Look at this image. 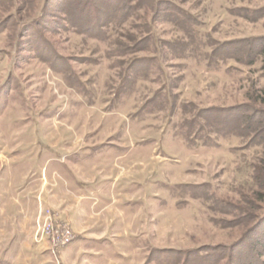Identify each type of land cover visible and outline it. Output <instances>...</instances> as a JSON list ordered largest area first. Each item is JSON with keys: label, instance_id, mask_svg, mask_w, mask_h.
Returning a JSON list of instances; mask_svg holds the SVG:
<instances>
[{"label": "rangeland", "instance_id": "374dc122", "mask_svg": "<svg viewBox=\"0 0 264 264\" xmlns=\"http://www.w3.org/2000/svg\"><path fill=\"white\" fill-rule=\"evenodd\" d=\"M263 89L264 0H0V264L254 261Z\"/></svg>", "mask_w": 264, "mask_h": 264}, {"label": "built area", "instance_id": "2783aa9c", "mask_svg": "<svg viewBox=\"0 0 264 264\" xmlns=\"http://www.w3.org/2000/svg\"><path fill=\"white\" fill-rule=\"evenodd\" d=\"M48 216H46V219ZM73 240L74 235L66 224L53 226L50 222L47 225H42L40 233H37L34 238L38 245H47L55 256L59 250L68 247Z\"/></svg>", "mask_w": 264, "mask_h": 264}, {"label": "trees", "instance_id": "16d2710c", "mask_svg": "<svg viewBox=\"0 0 264 264\" xmlns=\"http://www.w3.org/2000/svg\"><path fill=\"white\" fill-rule=\"evenodd\" d=\"M123 2V1H122ZM121 2V3H122ZM125 2V1H124ZM120 3V4H121ZM119 6V5H118ZM122 7H126V5L124 4V5H121ZM122 12H123V10H122ZM122 12L121 11H118V12H116V13H121L122 14ZM121 16V15H120ZM113 16H110V18H112ZM118 18H116V17H114L113 19L114 20H121L120 18L121 17H119V16H117ZM107 20H109V19H107ZM122 21H120V22H115V21H109L107 24H114V25H117V24H119V23H121ZM107 24L105 25V26H103L102 28H105L106 26H107ZM213 56V55H212ZM211 57V56H210ZM261 92V95L263 96V98H264V89L262 90V91H260ZM247 123V122H246ZM214 124H216V123H213L212 125L211 124H209V125H211V126H213ZM247 124H249V123H247ZM259 124H261L260 122H259ZM218 125H220V124H216V126L214 127V128H219V126ZM221 126V125H220ZM249 127V126H248ZM220 130L221 129H217L216 130V133H218V134H220ZM233 132L234 133H230V134H232V135H236V134H238V132H239V130H237V127L236 128H234L233 129ZM237 132V133H236ZM187 135H188V131H187ZM238 136V135H237ZM261 184V183H260ZM262 185V184H261ZM261 220L262 221H264V216L261 218ZM263 224V223H262ZM262 236V235H261ZM260 239V238H259ZM257 240L256 242H255V245L252 247L254 250H258V247H259V252H258V255H257V257H255V259H254V261H252V262H249V263H245V264H264V236H262V239H260V240ZM205 256H208L207 254L205 255Z\"/></svg>", "mask_w": 264, "mask_h": 264}, {"label": "crops", "instance_id": "0c3cea01", "mask_svg": "<svg viewBox=\"0 0 264 264\" xmlns=\"http://www.w3.org/2000/svg\"><path fill=\"white\" fill-rule=\"evenodd\" d=\"M30 187H32V186H25V190L27 189V188H30ZM78 191V190H77ZM24 192V191H23ZM70 192V191H69ZM30 193L31 192H28V196H29V198H30V201H31V195H30ZM76 194H77V192H75ZM83 197L84 196H82V199H83ZM94 199H96V197H94ZM29 210L31 211V210H33V208H29ZM35 212V209H34V211H33V213ZM32 213V214H33ZM31 214V213H30ZM30 218H31V216H29Z\"/></svg>", "mask_w": 264, "mask_h": 264}]
</instances>
